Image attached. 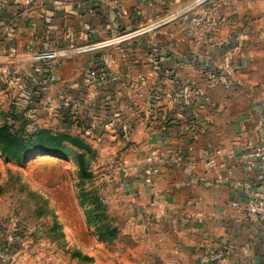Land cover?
I'll return each mask as SVG.
<instances>
[{"label": "crops", "instance_id": "0c3cea01", "mask_svg": "<svg viewBox=\"0 0 264 264\" xmlns=\"http://www.w3.org/2000/svg\"><path fill=\"white\" fill-rule=\"evenodd\" d=\"M208 5L224 18L209 40L189 39L187 18L179 16L98 52L32 63L18 79L0 72L29 114L42 109L46 117L85 128L104 108L120 112L122 122L112 130L88 137L105 163L108 211L119 215L126 238L120 264H190L220 248L223 264H264V220L244 212L249 192L264 194V160L257 153L264 146V126L257 123L264 114V0H0L3 60L11 43L21 51H52ZM93 68L105 70L106 78L93 79ZM41 71L57 75L48 89L40 84ZM193 89L209 102L194 104L187 95ZM65 93L81 106L49 113ZM189 145L194 151L177 162L176 151ZM204 148L213 155L205 158ZM153 152L155 189L146 177ZM0 264H26V255L4 248Z\"/></svg>", "mask_w": 264, "mask_h": 264}, {"label": "rangeland", "instance_id": "374dc122", "mask_svg": "<svg viewBox=\"0 0 264 264\" xmlns=\"http://www.w3.org/2000/svg\"><path fill=\"white\" fill-rule=\"evenodd\" d=\"M18 99L9 80H0V126L34 149L23 160L0 150V251L26 255V264H120L126 238L105 201L100 151L81 124L42 109L29 114ZM89 191L97 200L93 223L82 204L89 205Z\"/></svg>", "mask_w": 264, "mask_h": 264}, {"label": "built area", "instance_id": "2783aa9c", "mask_svg": "<svg viewBox=\"0 0 264 264\" xmlns=\"http://www.w3.org/2000/svg\"><path fill=\"white\" fill-rule=\"evenodd\" d=\"M55 3H58V0H55ZM189 9L195 8L193 7ZM189 9L188 7H185L183 10H181L182 13L180 11V14L177 12L165 14L130 31L120 33L113 37L98 41L86 42L84 44H75L71 42L67 46L55 48L52 51H36L32 48L21 51L18 50L13 43H11L7 52L4 54L6 55L5 60L1 59L0 57V72L8 73L11 79H18L23 76V74L28 70L29 65L32 63L42 62L49 58L61 60L70 58L72 56L98 52L117 43L132 40L145 33L159 29L169 22L176 20L179 16H186L187 18L185 34L189 39L202 41L212 38L224 21V18L218 12L217 7L208 5L205 6L200 12H192V10ZM23 13H25L24 10ZM14 22L15 20H13L12 23ZM65 33L68 38H72L74 35V30L71 26H68ZM171 36H174V34L171 33ZM38 71L40 70L38 69ZM40 74L39 80L43 89H48L53 83L57 81V75L52 71H41ZM89 74L95 80H104L107 75L105 70L102 71L99 70V68L91 69ZM209 79L214 82L216 78L214 75L210 74ZM154 94L157 96L158 92H155ZM187 95L188 97H191L193 103L197 104L198 106H203L209 102V99L205 94L195 89L190 90ZM34 100L37 103V100ZM34 100L29 99L28 101L29 103H35ZM38 102H40V100ZM44 105L45 104H42V106ZM80 106L81 102L79 99L70 93H65L58 104H55L49 108V113H58L61 115L68 114L77 110ZM263 106L264 104H262V108ZM120 122H122V118L118 110H108L107 108H104V113L101 117L98 116V118H91V120L87 123L86 127L83 129V135L87 138L99 135L103 131L112 130L115 125ZM257 123L259 126H264L263 113L260 114ZM193 151L194 146L192 145L177 150L175 154L177 162L180 160H186L189 154ZM257 153L264 160V146H258ZM203 154L205 158H208L213 155V149L204 148ZM155 155L156 154L153 152L147 158L148 163H150V167L147 168L146 177L147 182L152 189L156 188V182L154 178L156 168L153 167ZM234 205H237V203H234ZM244 212L249 218L264 220V194L249 192L246 197ZM225 259L226 251L223 248H220L217 250H209L199 253L195 260L190 264H223Z\"/></svg>", "mask_w": 264, "mask_h": 264}, {"label": "trees", "instance_id": "16d2710c", "mask_svg": "<svg viewBox=\"0 0 264 264\" xmlns=\"http://www.w3.org/2000/svg\"><path fill=\"white\" fill-rule=\"evenodd\" d=\"M32 144H27L26 140L21 139L11 127L0 126V150L8 155H13L18 160H23L28 158L34 153V149L31 148ZM50 153L58 155L56 148H50L48 150ZM90 199H88L89 205L82 201L83 206L87 214L88 222H94V216L97 213V200L95 192L92 191L88 193ZM93 198V199H92Z\"/></svg>", "mask_w": 264, "mask_h": 264}]
</instances>
